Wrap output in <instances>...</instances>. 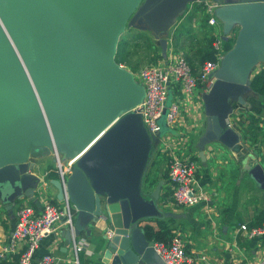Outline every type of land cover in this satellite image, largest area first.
<instances>
[{
  "label": "water",
  "instance_id": "obj_1",
  "mask_svg": "<svg viewBox=\"0 0 264 264\" xmlns=\"http://www.w3.org/2000/svg\"><path fill=\"white\" fill-rule=\"evenodd\" d=\"M196 1L0 0V205L11 211L17 200L34 197L33 158L78 157L66 181L74 239L90 237L92 224L105 248L102 264H165L139 227L143 219L177 217L156 204L162 179L147 197L141 191L164 123L148 134L136 110L144 87L115 55L128 27L149 33L165 58L170 30ZM214 1L223 39L235 38L202 96L199 160L205 163L208 145L223 146L264 199V168L227 123L235 108L249 107L253 72L264 65V0ZM49 182L62 200L60 182Z\"/></svg>",
  "mask_w": 264,
  "mask_h": 264
},
{
  "label": "built area",
  "instance_id": "obj_2",
  "mask_svg": "<svg viewBox=\"0 0 264 264\" xmlns=\"http://www.w3.org/2000/svg\"><path fill=\"white\" fill-rule=\"evenodd\" d=\"M206 17V26L211 32V45L214 60H207L194 74L182 52H178L172 42V35L168 38L166 57L155 64L141 67L132 73L135 81L144 87L145 96L136 108L142 118L143 125L151 136L162 131L159 138V152L166 159V187L169 193L164 208H189L197 204L210 202L209 193L197 180L200 169L198 156L192 148V141L199 136V124L190 123L194 109L203 111V94L209 92L216 81L215 71L229 50V42L234 41L235 35L225 41L222 35L221 23L215 17V9L219 4L214 0H197L195 3ZM193 4L189 8H193ZM121 66V65H120ZM123 67V66H121ZM242 110L235 108L227 123L238 132L248 124L241 117ZM241 118V119H240ZM240 120L243 126H239ZM56 163L55 173L63 189L60 201H44L38 207L28 204L19 205L14 211V227L9 235L8 243L0 248V260L6 254L16 251L18 244L23 250L18 256L16 264H33V256L42 239L55 233L59 223L72 236V249L77 263V255L82 251V243L74 239V218L76 209L71 205L66 191L67 177L71 173L78 157L61 161L60 155L53 153ZM239 230L245 237L252 239L264 236V221L259 227L249 228L241 225ZM106 235L111 236V229ZM186 241L178 233H173L168 244L154 243L156 254L165 264H187L191 262L185 252ZM205 261L204 256L197 258ZM36 264H56L52 255L43 256Z\"/></svg>",
  "mask_w": 264,
  "mask_h": 264
},
{
  "label": "crops",
  "instance_id": "obj_3",
  "mask_svg": "<svg viewBox=\"0 0 264 264\" xmlns=\"http://www.w3.org/2000/svg\"><path fill=\"white\" fill-rule=\"evenodd\" d=\"M189 9L190 12L185 16L184 20L183 16L185 14L176 20V24L172 28L173 30L171 29L169 32V36L173 35V33L174 36L176 35L177 29H180L179 24L181 22L182 24L180 25L182 27L184 26L183 24L187 23V19L191 17L193 12L191 11L193 8L189 7L186 12ZM201 24H193V27H195L193 33H196L199 37L205 32ZM194 47L196 49L198 46L194 45ZM258 102L255 99H251L249 107L247 109L243 108L241 112V117L252 115L259 121L260 131H258L256 143L252 144L254 139L252 141L248 138V141L243 139V129L240 130L239 134L243 145L250 153L256 156L258 163L264 168V104L261 102L259 104ZM191 117L193 120L189 119L190 123L199 124V136H201L206 126L203 111L194 109ZM240 122L242 121L240 120ZM240 122L239 126H241ZM199 136L197 135L193 138V150L195 148L194 145H196L194 139ZM195 151L198 156V150L195 149ZM152 153L143 174L141 191L147 169H150L149 162ZM158 153L161 155L159 150ZM205 157V163L200 162L199 156L197 158L200 164L197 180L209 193L210 202L207 204L200 203L189 208H165L166 210H162L163 212H171L177 217L164 218L161 216L147 218L152 220L143 219L140 221L139 227L143 229V226L149 225L156 229L155 220L166 219L167 226L172 229L171 233L180 234L186 241L185 252L191 260L187 264H264V236L249 239L239 230L241 225L251 228L253 218L264 211L262 191L248 175L242 176L240 160L234 153H230L223 146L219 144L208 145L205 148ZM33 159H35V164L29 173L39 178L34 197L17 200L11 211L0 205V248L8 243L9 235L15 223L14 211L19 205L25 203L38 207L47 200L57 201V191L49 182L52 179L47 178L48 174L53 172L49 166V162L54 159L53 153H47ZM158 172L160 173L157 174L156 172V175L153 174L150 177L155 175L158 181L161 180V171ZM164 183H166L165 180ZM250 185L251 188L249 187ZM142 195L144 197L148 196L143 191ZM109 228V226L106 227V229ZM90 229V237H86L83 234L76 239L83 246L82 251L77 255V263L72 244L67 239V230L59 223L55 233L41 240L34 253L33 264H36L45 255H52L56 260V264H102L105 248L101 243V233L92 224ZM22 250L23 245L18 244L16 251L6 254L2 260L16 264ZM200 256H204L205 261L198 260L197 258Z\"/></svg>",
  "mask_w": 264,
  "mask_h": 264
},
{
  "label": "trees",
  "instance_id": "obj_4",
  "mask_svg": "<svg viewBox=\"0 0 264 264\" xmlns=\"http://www.w3.org/2000/svg\"><path fill=\"white\" fill-rule=\"evenodd\" d=\"M193 9H197L198 7L196 4H193ZM190 23V22H189ZM201 23L204 28V34L202 33V37L200 39H203L200 41L199 36L195 33H193V29L191 31L190 25L188 29L183 30L181 32V35L184 36V40H187L186 42H190L191 44L197 45L198 47L192 48L190 47L189 51H187L186 54H184L186 61L188 62L189 66L191 67L192 71L194 74H197L199 67L201 64H203L207 60H214V54H213V49H212V39L206 38L204 41L203 36L206 35V17L204 16L203 19H201ZM194 24V23H193ZM191 24V25H193ZM184 27V26H183ZM180 26V29L183 28ZM193 27V26H192ZM194 28V27H193ZM178 30V33L180 31ZM184 29V28H183ZM191 32V33H190ZM181 40L178 38L177 35L173 36V45L176 47L179 45L180 49L182 44L180 42ZM201 43V46H200ZM199 44V45H198ZM231 45L229 46L230 49ZM177 48V47H176ZM178 49V48H177ZM143 53L144 55H149L152 54L154 58L157 60L159 58V47L154 42L148 33L145 32H140L137 30H134L132 28H126L124 34L119 38V42L117 45V50H116V55H115V62L124 68L128 69L132 73H135L139 70V63L140 61H132V59L135 58H140V53ZM260 70L253 74L252 79H251V95L248 96V99H255L257 101H262L264 100V65H260ZM246 114V113H245ZM242 115V113H241ZM244 116V115H243ZM248 124L246 127L243 129V139L248 141L250 139L251 141L254 139L252 144L256 143V139L258 136V131H260L259 127V121L252 115H248V117H243ZM241 124L243 122H240ZM248 138V139H247ZM157 158H159V153L158 151L156 154L151 157V160L149 162V166L151 167L152 165H155L157 162ZM148 166V167H149ZM151 169V168H150ZM50 174H48L47 178L48 179H56L57 175L52 170ZM151 171L147 169V172L145 174L144 180H143V186H142V191L143 193L147 196L149 194V191H151L155 185L158 182V178L154 175L150 177ZM161 178L162 180H166V171L161 172ZM169 196V193L167 192V187L166 183H164L161 191H160V196L159 200L157 202V205L159 209L162 211L166 210L164 208V203L167 201ZM147 220H152V219H147ZM264 221V211L258 213L254 218L253 222L251 225V228L253 227H259L262 222ZM157 228L154 229L153 227L149 225L143 226V231L145 233V237L147 240L152 241L154 243L160 242L164 244H168L172 237V229H170L167 224H166V219H161L155 220ZM250 228V227H249ZM17 263V262H16ZM0 264H13L6 262L5 260H0Z\"/></svg>",
  "mask_w": 264,
  "mask_h": 264
},
{
  "label": "rangeland",
  "instance_id": "obj_5",
  "mask_svg": "<svg viewBox=\"0 0 264 264\" xmlns=\"http://www.w3.org/2000/svg\"><path fill=\"white\" fill-rule=\"evenodd\" d=\"M191 6V4L190 5H188V7H190ZM191 11H193L192 12V14H191V17H189L188 19H187V23H185V24H183L184 25V29L183 28H181L180 29V31H179V33H178V29H177V31H176V35L178 36V38L181 40L180 42L181 43H184V42H186L187 40H184V36L183 35H181V32L183 31V30H186V29H188V27H189V25L191 26L190 27V29H191V31H192V29H193V31L195 30V27L193 28L192 26L193 25H191V24H198V23H201V19H203L204 18V12L200 9V8H197V9H192ZM189 12H190V9H189V11H187V12H185L184 14V16H183V20L185 19V16L187 15V14H189ZM190 22V23H189ZM180 24H182V22L180 23ZM179 24V28H180V25ZM201 26H203L202 24H201ZM128 28V27H127ZM135 30V29H134ZM173 30V29H172ZM138 31V30H137ZM171 31V30H170ZM141 32V31H140ZM145 33H147V32H145ZM172 33V32H171ZM191 33V32H190ZM149 34V33H148ZM204 34V33H203ZM149 36H150V34H149ZM174 36V33H173V35H172V37ZM202 37V35L199 37V39ZM211 38V32H210V29H208V31L206 30V35L205 36H203V38H204V41H205V39L206 38ZM150 38L154 41V42H156V44L158 45V47H159V58L156 60L155 58H154V56L152 55V54H149V55H144L142 52L140 53V58H135L134 57V59H132V61L134 62V61H140V63H139V69L141 68V67H144V66H148V65H151V64H155V63H157V62H159L160 60H162V59H164L163 57H162V54H161V49H160V46H159V43H158V41H156V40H154L151 36H150ZM169 38V37H168ZM203 39H200V41H202ZM172 42H173V39H172ZM233 42L234 41H230L229 42V44L232 46V44H233ZM167 44H168V39H167ZM199 45V44H198ZM176 47H175V49L178 51V52H182L183 53V55L184 54H186L187 53V51H189V49H190V47H192V48H195L194 46H193V44H191L190 42H186L185 44H182V46H181V48L182 49H180V47H179V45H177V43H176V45H175ZM200 46H201V43H200ZM185 57V56H184ZM260 66H258L255 70H254V72H253V74H255V73H257L259 70H260ZM250 100L251 99H249L247 102L249 103L250 102ZM260 102L262 103V104H264V100H262V101H259L258 103L260 104ZM200 137V136H199ZM199 137H196L195 139H194V143L196 142L197 143V140H198V138ZM195 143V144H196ZM195 146V148L194 149H197L196 148V145H194ZM159 150V145H158V148L156 147V148H154L153 149V153H152V157L156 154V152ZM60 158H61V161L63 162V163H65V161H66V159L64 158V156L63 155H60ZM166 159L165 158H163L161 155H159V158H157V162H156V164L155 165H152L150 168L151 169H149V171H151V174L150 175H153V174H155L156 175V172H157V174L158 173H160V172H158V171H161V172H164V170H165V167H166ZM49 166H50V168L52 169V170H56V163H55V161H54V159H53V161L51 160L50 162H49ZM250 188H251V185L249 186ZM153 190V189H152ZM151 190V191H152ZM150 192V191H149Z\"/></svg>",
  "mask_w": 264,
  "mask_h": 264
}]
</instances>
